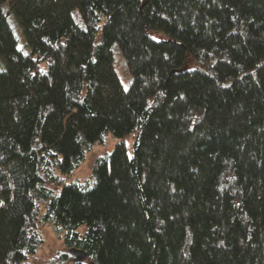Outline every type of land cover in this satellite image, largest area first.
<instances>
[{
  "label": "trees",
  "instance_id": "obj_1",
  "mask_svg": "<svg viewBox=\"0 0 264 264\" xmlns=\"http://www.w3.org/2000/svg\"><path fill=\"white\" fill-rule=\"evenodd\" d=\"M0 61V264H264V0H0Z\"/></svg>",
  "mask_w": 264,
  "mask_h": 264
},
{
  "label": "rangeland",
  "instance_id": "obj_2",
  "mask_svg": "<svg viewBox=\"0 0 264 264\" xmlns=\"http://www.w3.org/2000/svg\"><path fill=\"white\" fill-rule=\"evenodd\" d=\"M13 34L16 38V46L19 50H22L23 52L28 51V46L25 43L24 34L22 31V26L15 22L13 23L10 21ZM112 51V57H113V67L115 69V72L119 78L120 84L123 88L127 87V79L125 72L122 67L119 66V60L120 55L117 49L116 44H113L111 47ZM40 68H45L46 64L44 62L39 63ZM194 66L193 58L190 56L185 61L183 67L190 69ZM3 68L2 63L0 61V70ZM118 141L116 137H114L112 134L108 133L106 134L104 141L101 143H96L93 145V147L87 151L84 155L83 160L80 162V164L74 168L69 174L63 175L64 182H70L74 180H90L92 179V171H91V164L94 160V158L98 156H102L106 153H109L112 151L114 144ZM126 148L128 155H131V149H132V142L133 137L127 136L124 138ZM59 188V187H58ZM83 225L78 226V230L81 229ZM42 234H43V242L41 246L38 248L36 254H35V261L36 264H45L48 260L53 259L59 252L63 251V244H62V231L58 232L55 230L52 226H44L42 227ZM70 257H67V262L65 264H71L69 263ZM57 264V263H54Z\"/></svg>",
  "mask_w": 264,
  "mask_h": 264
},
{
  "label": "water",
  "instance_id": "obj_3",
  "mask_svg": "<svg viewBox=\"0 0 264 264\" xmlns=\"http://www.w3.org/2000/svg\"><path fill=\"white\" fill-rule=\"evenodd\" d=\"M74 253L80 256V260L81 261H83L86 258V256H87L86 253L81 252V251H78V250L77 251H74Z\"/></svg>",
  "mask_w": 264,
  "mask_h": 264
}]
</instances>
